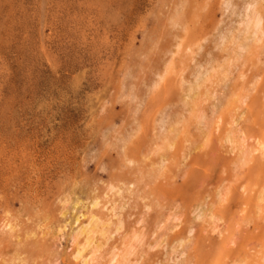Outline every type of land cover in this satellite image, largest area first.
Wrapping results in <instances>:
<instances>
[{"label":"rangeland","instance_id":"obj_1","mask_svg":"<svg viewBox=\"0 0 264 264\" xmlns=\"http://www.w3.org/2000/svg\"><path fill=\"white\" fill-rule=\"evenodd\" d=\"M263 31L264 0H0V264H264Z\"/></svg>","mask_w":264,"mask_h":264},{"label":"bare ground","instance_id":"obj_2","mask_svg":"<svg viewBox=\"0 0 264 264\" xmlns=\"http://www.w3.org/2000/svg\"><path fill=\"white\" fill-rule=\"evenodd\" d=\"M259 1H260V0H259ZM261 1H262V0H261ZM256 3H258V2H256ZM256 3H255V5H258V6H259V4H256ZM253 6H254V5H253ZM261 7H262V5H261ZM254 8H255V6L253 7V9H254ZM259 8H260V6H259ZM262 8H263V7H262ZM256 9H257V8H256ZM258 11H260V10L258 9ZM258 11H256V12H257V14H256L257 17H256L255 15H254L253 17H252V16L249 17V19H250V18H251V19H252V18L254 19V20H251V21L253 22V24H252V22H251V26H254V27H260V24H262L261 22H262V19H263V18H262V19L260 18V15H259L260 13H259ZM252 12H253V11H252ZM256 12H255V9H254V13H256ZM249 19H248V20H249ZM249 21H250V20H249ZM248 23H250V22H248ZM248 26H249V25H248ZM248 26H247V27H248ZM251 26H249V28H250ZM254 27H253V28H254ZM249 28H247V29H249ZM261 28H262V25H261L260 29H261ZM247 29H246V30H247ZM258 29H259V28H258ZM262 30H263V29H262ZM250 31H252V30L249 29V32H250ZM257 31H258V30H257ZM254 32H256V31H253V34H255ZM263 32H264V31H263ZM248 34H249V33H248ZM250 34H252V33H250ZM257 34H258V32H257ZM257 34H256V35H257ZM246 35H247V34H246ZM242 36L245 37V35H242ZM242 36H240L241 39H242ZM253 36H255V35H253ZM261 36H262V34H261ZM261 36H260V38L257 37V40H258V39L261 40V38H262ZM244 37H243V38H244ZM230 38H231V37H230ZM246 38H247V37H246ZM228 39H229V38H228ZM233 39H235V38H232L231 40L233 41ZM224 40H225V39H224ZM237 40H238V38H237ZM225 41H226V40H225ZM227 41H228V40H227ZM239 41H240V40H239ZM247 41H249V38H248ZM237 42H238V41H237ZM253 42H256V41H253ZM230 43H231V41H230ZM230 43H229V44H230ZM244 43L247 45V46H246V45H244V46H246V47H249V46H250V45L248 44L249 42H244ZM231 44H232V43H231ZM233 44H234V41H233ZM251 45H252V44H251ZM234 46H235V44H234ZM252 46H254V45H252ZM240 47H241V46H240ZM240 47L238 46V48H240ZM230 48H231V47H230ZM241 48H243V46H242ZM232 49H233V48H232ZM247 49H248V48H247ZM245 50H246V49H245ZM253 50H254V49H253ZM232 51H233V50H232ZM246 51H247V50H246ZM246 58H247V57H246ZM236 59H239V58H236ZM221 66H223V64H222ZM224 66H225V65H224ZM219 68H220V66H219ZM227 68H228V67H227ZM212 69H214V68H212ZM225 69H226V67H225ZM225 69H223V70H225ZM229 69H230V68H229ZM229 69H228V70H229ZM218 70H220V69H218ZM226 70H227V69H226ZM226 70L224 71L225 74H227ZM212 72H213V71H212ZM212 72H211V73H212ZM228 72H229V71H228ZM208 73H210V72H208ZM212 74H213V73H212ZM212 74H211V75H212ZM218 74H219V72H218ZM225 74H223V76H224V77H225V76L227 77V75H225ZM203 76H204V75H203ZM218 76H220V75H218ZM202 78H203V77H202ZM204 78H205V77H204ZM228 78H229V77H228ZM228 78H227V79H228ZM205 79H206V78H205ZM205 79H204V81L207 82L206 80L209 79V77H208L206 80H205ZM201 80H202V79H201ZM215 80H217V79H215ZM219 80H220V79H219ZM201 83L203 84V82H201ZM201 83H199V84L201 85ZM223 83H224V82H223ZM195 84H196V83H195ZM203 85H204V84H203ZM194 86H195V85H194ZM194 86H193V87H194ZM198 88H199V86H198ZM192 90H193V88H192ZM198 90H199V89H198ZM209 92H210V91H209ZM192 94H193V93H192ZM209 95H210V94H209ZM194 97H195V95H194ZM192 99H193V98H192ZM233 99H234V98H233ZM191 102H192V101H191ZM187 104H189V103L187 102ZM195 105H196V104H195ZM193 106H194V105H193ZM197 114H198V113H197ZM199 122H200V121H199ZM173 123H174V122H173ZM175 123H176V122H175ZM175 127H176V126H175ZM170 128H171V127H170ZM173 129H174V128H172V129H170V130H173ZM176 129H177V127H176ZM173 131H174V130H173ZM176 131H177V130H176ZM171 132H172V131H171ZM174 132H175V131H174ZM169 133H170V132H169ZM175 133H177V132H175ZM167 139H168V138H167ZM260 139H261V138H260ZM164 140H165V139H164ZM262 140H264V139H261V141L258 143V144H259L258 146H259L260 151H261V150L263 151L262 154H264V141H262ZM166 143H167V142H166ZM240 151H241V150H240ZM262 154H261V155H262ZM246 156H247V155H246ZM242 160H243V158H242ZM157 174H158V173H157ZM261 175H262V174H261ZM263 179H264V177H263ZM262 183H263V182H262ZM262 183H261V184H262ZM263 190H264V189H263ZM260 192H261V191H260ZM257 197H258V195H257ZM259 201H260V202H258V203H259L258 206H259V209H260V208L263 207V204H264V203H263V202H264V193H263V191H262L261 194H260V200H259ZM94 202H95V201H94ZM93 204H94V203H93ZM95 204H96V203H95ZM98 205H99V204H97L96 206H98ZM93 206H94V205H93ZM259 213H260V212H259ZM90 216H92V217H91V220L88 221V224H90V228H91V229H90V230H89V228H88V229H84L83 232H82V233H85L84 235H86V236H85V239H86V240L84 239V241H85V244H84V247H83L84 249H85V245H87V244H88V245H87L88 248H87V246H86V249H89V247H90L91 245L94 246L93 243L96 242V241H94V240H95V239H94V237H95V233H97L98 231H101V233H100V232H98V233H99V235H100V234L103 235V234H105L104 231H106V230H105V229H106V228H105V224H104L103 222H101V220H100L99 218H96V217L93 216L92 214H91ZM99 217H100V216H99ZM88 220H89V218H88ZM108 223H110V222H108ZM106 224H107V223H106ZM111 224H112V223H111ZM109 225H110V224H109ZM88 226H89V225H88ZM81 230H82V229H81ZM77 231H78V230H77ZM82 233H81V234H82ZM77 235H78V234H77ZM93 235H94V236H93ZM99 235H98V236H99ZM103 236H104V235H103ZM97 242H98V241H97ZM99 246H100V245H99ZM83 248H82L81 251H79V254L77 253L78 257H80V256L83 255V254L80 255L81 252H84V253H85L86 249L83 251ZM91 248H92V250L94 249V250L91 252V255H90V257H91L92 260H93L94 258H96L95 255H94L95 252H96L97 250H99V249L94 248V247H91ZM98 248H99V247H98ZM100 248H101V247H100ZM80 249H81V248H80ZM90 250H91V249H90ZM86 252L88 253V251H86ZM98 252H99V251H98ZM98 252H97V253H98ZM87 255H89V254H87ZM83 257H84V256H83ZM88 257H89V256H88ZM94 260H95V259H94ZM94 260H93V261H94ZM82 261H83V260H82ZM93 261H92V262H93ZM89 262H90V260H89ZM89 262H87V259H86L85 261L81 262V264H82V263H83V264H87V263H89ZM94 263H95V262H94Z\"/></svg>","mask_w":264,"mask_h":264}]
</instances>
